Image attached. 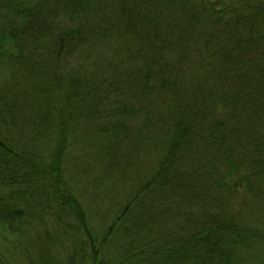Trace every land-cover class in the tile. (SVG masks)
I'll use <instances>...</instances> for the list:
<instances>
[{"label": "trees", "instance_id": "16d2710c", "mask_svg": "<svg viewBox=\"0 0 264 264\" xmlns=\"http://www.w3.org/2000/svg\"><path fill=\"white\" fill-rule=\"evenodd\" d=\"M263 216L264 0H0L21 264H264Z\"/></svg>", "mask_w": 264, "mask_h": 264}, {"label": "rangeland", "instance_id": "374dc122", "mask_svg": "<svg viewBox=\"0 0 264 264\" xmlns=\"http://www.w3.org/2000/svg\"><path fill=\"white\" fill-rule=\"evenodd\" d=\"M85 171L86 170L81 171V182H83L82 189L87 190L88 192L96 190L97 186L93 187L90 182V180L97 177L96 171L94 169H90L86 172V174ZM100 188L101 187H99V189ZM262 219H264V216ZM26 242L27 240L24 241V243ZM16 246L18 247L17 251L15 249ZM22 249H24L23 243L19 242L16 236H11L7 231L0 232V264H21L19 252Z\"/></svg>", "mask_w": 264, "mask_h": 264}]
</instances>
